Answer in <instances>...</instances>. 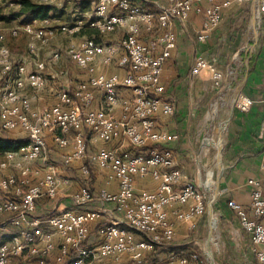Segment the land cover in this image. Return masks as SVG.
I'll return each mask as SVG.
<instances>
[{"label":"built area","instance_id":"built-area-1","mask_svg":"<svg viewBox=\"0 0 264 264\" xmlns=\"http://www.w3.org/2000/svg\"><path fill=\"white\" fill-rule=\"evenodd\" d=\"M53 1L32 0L45 5ZM91 2L93 18L87 26L99 39H85L64 51L71 65L88 69L89 77L71 89L59 90L51 107L33 109L23 94L27 88L44 89L46 63L36 62L31 70L16 65L3 44L7 36L0 34V132L19 133L25 139L17 150L0 159V264H210L207 256L204 259L196 251H170L177 224L195 231L209 204L176 166L169 145L178 136L158 129L161 121L174 115V102L165 95L161 74L176 49V25L184 27L191 15L199 17L202 27L196 41L205 43L225 9L249 4L261 18L264 0H165L154 10L129 0ZM85 23L77 20L56 27L50 18L32 20L10 28L7 35L17 38L24 33L29 38L28 52L34 54L37 41L59 34L73 36ZM117 31L122 33L117 42L105 41V36ZM142 34L146 39H141ZM52 54L49 63L59 62L63 55ZM193 59L191 76L206 73L216 90L234 76L233 67L222 72L203 55ZM96 61L115 65L125 75H93L91 65ZM251 106V99L245 96L236 103L242 113ZM50 134L59 150L70 149L61 156L63 166L80 163L78 174L84 183L72 195L74 205L94 202L100 206L97 209L37 214L40 200L52 201L61 187L70 185L49 164L46 138ZM118 143L120 149L113 146ZM92 167L105 172L106 183L115 182L117 190L93 191L88 180ZM145 180L155 187L137 189V182ZM248 184L253 187L248 206L234 200H228L226 206L250 236L256 264H264V196L256 181ZM108 205L120 221L105 219ZM93 224L97 225L95 245L88 241ZM216 227V220L210 218V230ZM158 251L168 253L164 259L148 262Z\"/></svg>","mask_w":264,"mask_h":264},{"label":"crops","instance_id":"crops-1","mask_svg":"<svg viewBox=\"0 0 264 264\" xmlns=\"http://www.w3.org/2000/svg\"><path fill=\"white\" fill-rule=\"evenodd\" d=\"M129 1L146 10H154L155 5L165 0ZM47 5L53 8L50 20L56 27L72 25L77 20L86 23L73 36L59 34L45 42L37 41L34 54H29V38L22 32L19 37L23 36L26 41L23 51L5 45L16 65H25L31 70L36 62L46 63L44 89L35 92L27 88L23 93L30 99L31 107L38 110L55 105L56 93L59 90L71 89L76 82L86 81L89 77L88 69H79L67 61L64 54L66 48L85 39H99L96 31L87 26V21L93 18L94 5L91 0H54ZM185 25L174 27L177 37L176 49L171 59L165 62L161 74L166 87L165 95L174 102V115L161 121L158 129L178 136V139L169 145L176 166L198 187L209 205L206 214L198 220L195 231H189L184 223L177 224L170 251H182L183 246L192 244V235H199V229L204 230L205 227L209 230L206 240L209 244L212 233L209 219L214 218L218 222V243L222 245V252H227L224 258L229 264H256L250 250V236L240 228L226 203L228 200H234L247 207L253 189L248 184L249 180L257 182V187L264 196V17L259 18L252 5H231L222 12L220 24L205 43L196 41L197 32L202 27L199 17L191 15ZM121 37V31H117L104 39L108 43H115ZM141 39H146V36L142 34ZM62 40L65 44L64 50H61ZM65 40L69 42L65 43ZM54 51L63 54L61 60L49 63ZM196 55H203L209 62L218 64L222 70L233 67L234 76L223 84L221 90L214 89L206 73L191 76L190 68ZM91 68L93 75H125L121 68L115 65L103 66L99 61L91 65ZM240 96L248 97L252 101L247 113L240 112L236 107ZM223 125L225 127L222 131ZM18 136L21 137L19 133L0 132V138ZM47 137L49 164L58 171L60 178H68L70 185L61 187L52 201L40 200L37 204V214L45 216L67 209L78 212L100 207L94 202L84 207L74 205L72 195L84 183L78 174L80 163L75 162L67 168L63 166L61 156L70 149L59 150L53 143V135ZM120 145L121 143H118L113 146L120 149ZM2 156L0 155V159ZM88 180L95 192L102 189L110 192L117 190L116 183L107 184L106 173L94 167L90 169ZM136 187L153 189L155 183L151 180L138 181ZM112 207H105L108 213L105 219L118 222L120 216ZM211 226L215 227L213 223ZM96 228V224L90 226L89 244L95 245ZM201 236L202 239L205 237L204 231ZM167 253L158 251L163 259ZM207 255L209 257V253ZM103 264L111 263L108 261Z\"/></svg>","mask_w":264,"mask_h":264},{"label":"rangeland","instance_id":"rangeland-1","mask_svg":"<svg viewBox=\"0 0 264 264\" xmlns=\"http://www.w3.org/2000/svg\"><path fill=\"white\" fill-rule=\"evenodd\" d=\"M15 2H16V0H0V34L6 35V31L8 29L22 25V24H28L31 21L30 18H27V17L24 18V17H20V16L15 15L16 11H17V7L15 6V4H16ZM87 3H89V2H87ZM87 3L85 2V4H87ZM89 7L91 8V6H89ZM6 36L7 37L5 38V41L3 44H5L7 46H12L13 48H15V50L22 49V51H23V48L25 47V44H26L25 38L23 36L17 37V38H9L8 35H6ZM66 37H62V38H66ZM57 40H59V38H57ZM67 42H69V40H65V43H67ZM62 44H63V40H62ZM64 45L65 44L62 45L61 50H64V47H65ZM61 50H58V51H61ZM54 52H52V53H54ZM215 66L219 70H222L221 68L218 67L219 66L218 64L217 65L215 64ZM224 70H225V68L222 70V72ZM217 223L218 222L216 221V226H217ZM202 231H204V234H205V237L203 239L201 236ZM217 231H218L217 227L212 230V233L210 234L211 235L210 236V239H211L210 243L211 244L209 242H208L209 244H207L206 240H207V235L209 232L208 227H205L204 230L199 229V231H198V233L200 232L199 235L193 234L191 237V239L193 240V241H191L192 244H187V245L183 246L182 251H185L186 254H189V252L191 250L196 251L204 259L206 258V256L208 257L207 254L210 251L209 257H211V258L208 257L210 264H229L228 260L226 258H224L225 255L227 254V252L226 251L222 252V245L220 246V244L218 243L219 240L217 238ZM208 246H209V248H208ZM161 257L162 256H159V254L157 253L155 256L150 257L148 259V262L158 261L159 259H163ZM207 263H205V264H207Z\"/></svg>","mask_w":264,"mask_h":264},{"label":"trees","instance_id":"trees-1","mask_svg":"<svg viewBox=\"0 0 264 264\" xmlns=\"http://www.w3.org/2000/svg\"><path fill=\"white\" fill-rule=\"evenodd\" d=\"M17 3L19 4V8H17L15 15L24 18L27 17L31 20L41 21L43 19L50 18V13L53 9L50 5L37 4L32 2L31 0H19ZM24 143L25 139L22 136H18L15 138H0V155L6 152L15 151Z\"/></svg>","mask_w":264,"mask_h":264},{"label":"water","instance_id":"water-1","mask_svg":"<svg viewBox=\"0 0 264 264\" xmlns=\"http://www.w3.org/2000/svg\"><path fill=\"white\" fill-rule=\"evenodd\" d=\"M209 211H210V209H209ZM209 252H210V251H209ZM209 252H208V253H209Z\"/></svg>","mask_w":264,"mask_h":264}]
</instances>
